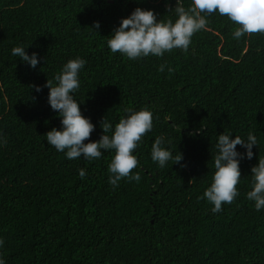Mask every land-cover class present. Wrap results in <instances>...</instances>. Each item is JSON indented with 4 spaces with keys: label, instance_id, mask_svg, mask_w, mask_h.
Returning <instances> with one entry per match:
<instances>
[{
    "label": "trees",
    "instance_id": "obj_1",
    "mask_svg": "<svg viewBox=\"0 0 264 264\" xmlns=\"http://www.w3.org/2000/svg\"><path fill=\"white\" fill-rule=\"evenodd\" d=\"M183 2L187 7L191 0ZM137 6L154 9L158 19H175L169 11L175 0H0L5 264H264V209L257 211L246 196L250 169L264 156V32L237 40L235 23L213 12L186 52L130 59L112 52L107 36ZM18 44L39 54L35 68L12 55ZM77 55L86 64L74 95L96 125L89 139L100 137L104 116L114 125L127 108L152 111L153 128L133 150L138 163L131 171L139 180L109 184L114 150L92 160L68 159L45 139L60 126L45 81ZM224 130L242 137L252 130L258 146L252 159L240 162L239 194L214 213L203 192ZM158 135L173 154L183 153L184 167L174 160L160 167L151 159Z\"/></svg>",
    "mask_w": 264,
    "mask_h": 264
},
{
    "label": "clouds",
    "instance_id": "obj_2",
    "mask_svg": "<svg viewBox=\"0 0 264 264\" xmlns=\"http://www.w3.org/2000/svg\"><path fill=\"white\" fill-rule=\"evenodd\" d=\"M169 11L174 12V20L158 19L154 9L135 7L129 15L120 19L107 36L108 48L130 59L148 55L160 57L174 48L186 52L193 34L207 27V17L213 12L226 15L235 23L231 35L237 40L246 33L264 32V0H191L187 7L183 0H175V6L170 7ZM94 24L95 29H99L100 22L95 21ZM27 48L23 44L14 45L11 53L35 68L41 57L36 51L29 54ZM85 64L86 60L79 55L69 58L52 79L47 78L45 81L49 89L48 103L60 118V126H53L46 131L45 139L68 159L83 157L92 160L100 157L104 150H114L107 165L109 184L116 187L122 178L139 180L138 173L131 171L138 163L133 150L137 148L142 135L153 128L152 111L147 107L127 108L124 110L126 115H122L114 125L104 116L100 123L103 129L100 137L89 139L96 125L81 110L80 105L84 100H78L74 95L80 86V71ZM164 67L161 64L158 70L163 71ZM172 70L169 66L168 71ZM34 87L39 92L42 86ZM202 131L203 126L189 135ZM167 143L162 135L156 136L151 145V159L160 167H164L170 160L184 167L185 164L181 163L183 153L177 150L173 154L165 146ZM237 145L244 151H239ZM254 145L258 146V138L252 130L243 137L236 134L233 136L232 132L225 130L217 134L213 156L214 172L209 186L203 192V198L212 205V212L221 211L222 203H231L239 194L236 185L241 177L240 162L244 158L252 159L255 155ZM257 161L250 169L251 187L246 196L259 211L264 209V156L258 155ZM78 175L84 178L86 169L79 168ZM0 264H5L2 256Z\"/></svg>",
    "mask_w": 264,
    "mask_h": 264
}]
</instances>
